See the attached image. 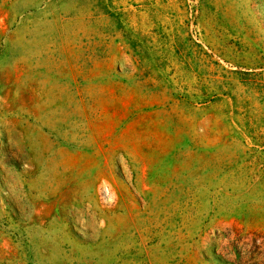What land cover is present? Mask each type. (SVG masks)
<instances>
[{
  "label": "rangeland",
  "instance_id": "rangeland-1",
  "mask_svg": "<svg viewBox=\"0 0 264 264\" xmlns=\"http://www.w3.org/2000/svg\"><path fill=\"white\" fill-rule=\"evenodd\" d=\"M0 264H264V0H0Z\"/></svg>",
  "mask_w": 264,
  "mask_h": 264
}]
</instances>
